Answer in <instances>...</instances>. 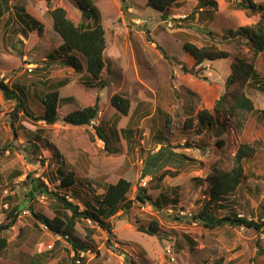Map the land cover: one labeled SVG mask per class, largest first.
Here are the masks:
<instances>
[{"label": "rangeland", "instance_id": "rangeland-1", "mask_svg": "<svg viewBox=\"0 0 264 264\" xmlns=\"http://www.w3.org/2000/svg\"><path fill=\"white\" fill-rule=\"evenodd\" d=\"M213 1L212 16L208 7L198 10L197 0H177L163 16L147 6V0H92L106 39L104 88L100 82L91 86L81 78L83 72L65 67L68 53L59 49L62 41L52 30L45 1L19 0L5 13L0 21V80L35 118L43 115L46 93L55 89L65 99L57 110L58 121L46 125L24 115L16 107L18 101L0 91V224L10 206L6 197L12 204L27 201L25 211L4 234L7 246L0 252V264H30L43 254L47 264H76L70 243L56 240L33 217L35 213L51 219L55 208L48 197H25L29 176L40 179L48 190L65 194L80 210L85 201L98 208L97 198L109 184L118 179L130 182L129 209H119L107 219L111 235L93 223L76 226L73 235L89 246L77 258L79 264H212L220 258L224 264H264V227L258 232L229 225L207 229L193 219L210 207L217 218L235 214L264 223V52L255 55L245 40H231L227 35L260 23L264 0H249L261 8L256 12L236 10L234 5L241 0ZM25 6L40 30L15 9ZM128 7H133L134 14ZM49 8L64 9L75 25L92 23L81 20L74 0H50ZM184 43L212 46L230 57L194 66ZM238 61L253 70L243 91L254 111L229 113L228 120L234 118L236 127L221 129L216 122L213 129H200L195 116L202 109L211 110L225 93L231 66ZM62 80L69 84L60 88L57 83ZM115 93L130 103L126 116L110 104ZM96 98L99 112L91 126L73 127L62 121L67 114L92 106ZM95 128L102 129L107 143L99 139ZM121 130L132 134H121ZM218 141L222 147L216 145ZM242 143L253 147L255 154L243 164L238 189L217 207L209 201V177L214 168L230 170ZM166 147L179 157L170 158L173 163L160 169L153 155ZM61 164L75 174L72 190L58 188L56 170ZM164 171L169 173L163 176ZM139 190H145L160 209L137 202ZM148 225L157 226L156 235L136 230Z\"/></svg>", "mask_w": 264, "mask_h": 264}, {"label": "trees", "instance_id": "trees-1", "mask_svg": "<svg viewBox=\"0 0 264 264\" xmlns=\"http://www.w3.org/2000/svg\"><path fill=\"white\" fill-rule=\"evenodd\" d=\"M46 2L47 13L52 21V30L56 33L62 44L60 46L61 51H66L68 57H65L63 64L65 67L73 69L77 74L85 72L84 80L90 85L99 83L100 87L104 88V81L101 80V73L105 69L104 51L106 49V39L103 27L100 24L99 11L93 5L92 0H74L77 7L81 10V20L91 21L90 26H85L82 23L75 25L66 15V11L62 8H49L50 0H43ZM177 0H147L146 5L152 9L160 12L163 16L166 11L176 3ZM200 8L198 10L208 7V14L212 16L213 10L216 8V2L213 0H197ZM9 0H0V21L8 11ZM236 10L256 12L260 10L258 6L253 4L249 0H241L234 5ZM22 18L23 15L28 22H30L35 30H40L42 27L40 24L32 20L30 15L26 14L23 9H20ZM261 15V22L240 27L236 31H228L227 35L231 40L237 39L245 40L247 44L251 46L254 54L264 52V10ZM162 16V19L164 17ZM38 24V25H37ZM31 27V28H32ZM240 38V39H238ZM183 50L192 58L194 66L201 65L204 61H218L229 58L227 52L215 49L214 47L203 46L196 47L190 43H184ZM75 56H79L83 59L84 63L81 64ZM185 69V68H183ZM253 74V70L250 66L238 61L236 65L231 66V75L228 77L225 83V93L221 95L211 110H200L195 116L197 126L200 129L208 130L212 127H217L216 122H219L220 128L231 125L236 127L237 122H233L234 118L229 121L230 114L240 113H252L254 111L253 102L246 96L243 91V87L249 84L250 78ZM234 84L237 87L229 92V89ZM0 91L7 99H16L18 103L16 107L20 108L22 113L33 120L43 121L46 125H53L58 121L57 110L59 107V94L57 91L46 93L42 98L43 115L39 118L32 116L26 108L22 105V100L16 97V93L3 84L0 80ZM19 99V100H18ZM98 98H96L92 106L85 107L81 110L73 111L67 114L62 121L73 127H88L91 126V122L98 116ZM110 104L116 112L122 116H126L129 111L130 103L128 99L120 96L119 94H113L110 98ZM264 113V112H263ZM239 125V123H238ZM97 136L104 143H107L106 138L102 134V129L95 128ZM213 129V128H212ZM121 134L131 135L130 130H121ZM218 147H222V142H217ZM168 147V146H167ZM166 148L160 149L153 155V163L159 164L160 169L168 167L173 163L170 158L178 159V155L167 151ZM255 154V149L246 143H242L238 146L230 170L225 171L220 168H214L211 176L209 177L210 188L208 191L209 201L216 203L218 207L219 201L232 193H234L244 178V162L251 159ZM167 155V157H166ZM168 171H164V175H167ZM57 177L59 179V189L69 191L72 190L76 184L75 174L71 170H66L65 165L61 164L60 169L56 170ZM148 176V174H144ZM162 176V177H163ZM28 183L30 184V190L26 198L28 200L34 199L35 195L48 197L53 203V218L49 219L45 216H40L31 210L33 217L40 223L41 226L46 227V230L53 236L61 237L62 242L70 243L71 250L74 253L73 259L78 261L77 258L81 253L89 251V246L83 244L74 235V230L80 222L93 223L94 228L104 230L108 235H111V226L107 222L111 216H113L120 209L126 211L129 209L130 201L127 199V195L130 192L131 184L125 179H118L114 184H110L105 189L104 193L99 196L97 204L100 203L98 208H93L90 202H83V210L79 209L77 204H73L68 201L65 194L58 191H50L41 182L40 179H32L28 177ZM5 203H9V210L5 211V218L3 223L0 224V252L7 246V239L4 236L17 222L19 216L25 211V203L12 204L11 198L6 197ZM135 200L140 203H151L155 207H158L157 202H153L152 198L145 194V190H139ZM7 201V202H6ZM104 206V208H103ZM209 206V205H208ZM160 209V207H158ZM210 207H204L203 210L193 216L194 220H198L207 229H214L223 225H229L232 227H244L246 229H252L259 231L264 227V223L258 224L252 220H247L241 216L232 214L231 216H223L217 218L212 215ZM138 232L152 236L156 235L158 228L156 225L147 228L143 226L136 227ZM64 237H67L65 240ZM83 257V256H81ZM49 261L47 254H43L40 259H34L30 264H47ZM75 261V263H76ZM77 264V263H76ZM212 264H224L223 259H217Z\"/></svg>", "mask_w": 264, "mask_h": 264}, {"label": "crops", "instance_id": "crops-1", "mask_svg": "<svg viewBox=\"0 0 264 264\" xmlns=\"http://www.w3.org/2000/svg\"><path fill=\"white\" fill-rule=\"evenodd\" d=\"M19 0H9V3H8V12L7 13H9V11L11 10V8L13 7L14 8V6H13V4H16L17 2H18ZM43 1V0H42ZM177 2V1H176ZM94 4V3H93ZM94 6L96 7V9L99 11V9H98V7L94 4ZM15 9L19 12L20 11V9H23L24 11H25V13H28V15H29V12H28V9H27V6H25V7H15ZM128 10L130 11V10H132V13L134 14V10H133V7H128ZM9 15V14H8ZM100 17H101V15H100ZM101 19H102V17H101ZM102 26V25H101ZM69 55V54H68ZM49 57V59H54V57H51V56H48ZM64 57V56H63ZM209 62H213V61H209ZM85 72H83V74H81L82 76H81V78L83 77V76H85V74H84ZM86 83H87V81H85ZM58 85H59V87L60 88H62V87H65V86H67L69 83L68 82H66L65 80H62V81H60V82H58L57 83ZM95 84H93V86H94ZM53 91H56L55 89H53ZM58 92V91H57ZM49 93V92H48ZM59 94V93H58ZM62 99H65V98H60V95H59V104H60V102L62 101ZM69 99V98H68ZM110 185V184H109ZM118 213V212H117ZM117 213H115L113 216H111L110 217V219H112ZM72 254V253H71ZM72 256V255H71Z\"/></svg>", "mask_w": 264, "mask_h": 264}, {"label": "built area", "instance_id": "built-area-1", "mask_svg": "<svg viewBox=\"0 0 264 264\" xmlns=\"http://www.w3.org/2000/svg\"><path fill=\"white\" fill-rule=\"evenodd\" d=\"M185 16H182V19L184 18ZM168 27H172V24L171 23H168L167 25ZM146 181L143 182V185L145 186L146 185ZM45 230H46V227H43ZM56 240H61V237L59 236H55ZM67 237H64L63 239L65 240ZM51 247V246H50ZM81 256H83V254H81ZM76 263L78 264V261H76Z\"/></svg>", "mask_w": 264, "mask_h": 264}]
</instances>
